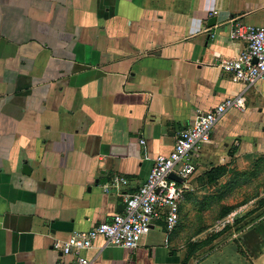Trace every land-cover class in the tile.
<instances>
[{"label": "crops", "instance_id": "0c3cea01", "mask_svg": "<svg viewBox=\"0 0 264 264\" xmlns=\"http://www.w3.org/2000/svg\"><path fill=\"white\" fill-rule=\"evenodd\" d=\"M233 18L264 26V0H0V264L69 261L54 241L121 212L198 112L242 90L218 65L243 48L228 37ZM230 110L196 154L191 188L212 166L208 148L256 117ZM117 175L128 183L104 192ZM173 231L160 222L135 249L98 238L83 253L90 264H180Z\"/></svg>", "mask_w": 264, "mask_h": 264}, {"label": "rangeland", "instance_id": "374dc122", "mask_svg": "<svg viewBox=\"0 0 264 264\" xmlns=\"http://www.w3.org/2000/svg\"><path fill=\"white\" fill-rule=\"evenodd\" d=\"M259 84L246 94L245 104L248 110L255 107L256 117L242 120L245 125L236 134L241 138L208 148L214 151L209 164H224L225 174L210 184L200 180L182 195L180 218L171 229L177 234L180 264H264V86ZM236 113L243 118L245 112ZM240 142L243 150L238 151ZM200 158L205 165V157ZM200 241L206 243L191 254L190 244Z\"/></svg>", "mask_w": 264, "mask_h": 264}, {"label": "built area", "instance_id": "2783aa9c", "mask_svg": "<svg viewBox=\"0 0 264 264\" xmlns=\"http://www.w3.org/2000/svg\"><path fill=\"white\" fill-rule=\"evenodd\" d=\"M228 37L243 42V48L232 58H221L218 65L233 82L243 85L242 90L223 99L211 110L198 112L194 122L179 132L172 150L154 158L144 182L135 191L123 194L121 212L90 229L75 230L65 240L54 241L53 248L72 256L69 261L58 264H90L83 252L91 248L98 238L104 240V246L132 250L140 244L152 225L162 222L168 230L176 226L182 195L192 189L188 180L197 169L196 154L212 143V130L219 119L230 109H243L247 92L256 83H264V26L233 18L230 19ZM171 173L183 178L188 188L171 179ZM127 183V178L117 175L102 189L109 192Z\"/></svg>", "mask_w": 264, "mask_h": 264}, {"label": "trees", "instance_id": "16d2710c", "mask_svg": "<svg viewBox=\"0 0 264 264\" xmlns=\"http://www.w3.org/2000/svg\"><path fill=\"white\" fill-rule=\"evenodd\" d=\"M230 155H232V154H230ZM225 172H226L225 165L224 164H219V165L211 166L208 170H206L203 173V175L205 176L206 183L210 184V183L216 181L222 175H224ZM179 218H180V213H179ZM214 236H216V234ZM207 241H209V240H207ZM204 243H206V241H204V242H201V241L200 242H193L189 246L190 247L189 252L191 254L194 253L195 249L197 247H199L200 245H203Z\"/></svg>", "mask_w": 264, "mask_h": 264}, {"label": "water", "instance_id": "95a60500", "mask_svg": "<svg viewBox=\"0 0 264 264\" xmlns=\"http://www.w3.org/2000/svg\"><path fill=\"white\" fill-rule=\"evenodd\" d=\"M216 20H217V16H211V17L208 19V23H207V25H208L209 27L214 26V25L216 24ZM27 168H28V167L25 165L24 168H23V172H25V171L27 170ZM28 172H29V171H28ZM169 177H170L171 179H173V180L179 182V183H183V181H184L183 178H181V177H179V176H177V175H175V174H173V173H171V174L169 175ZM94 184L97 185V184H98V180H96ZM183 184H184V186H185L186 188H188V185H187L186 183H183Z\"/></svg>", "mask_w": 264, "mask_h": 264}]
</instances>
